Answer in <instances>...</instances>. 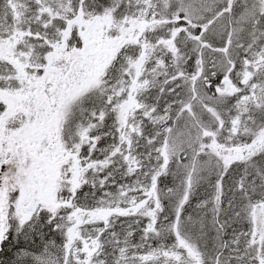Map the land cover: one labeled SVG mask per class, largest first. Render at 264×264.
I'll list each match as a JSON object with an SVG mask.
<instances>
[{
    "label": "snow or ice",
    "instance_id": "1",
    "mask_svg": "<svg viewBox=\"0 0 264 264\" xmlns=\"http://www.w3.org/2000/svg\"><path fill=\"white\" fill-rule=\"evenodd\" d=\"M0 264H264V0H0Z\"/></svg>",
    "mask_w": 264,
    "mask_h": 264
}]
</instances>
